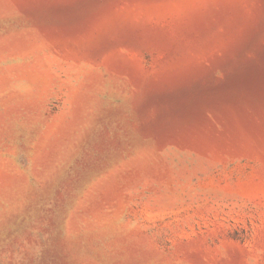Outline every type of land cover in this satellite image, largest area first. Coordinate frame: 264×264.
Returning a JSON list of instances; mask_svg holds the SVG:
<instances>
[{"label":"rangeland","instance_id":"rangeland-1","mask_svg":"<svg viewBox=\"0 0 264 264\" xmlns=\"http://www.w3.org/2000/svg\"><path fill=\"white\" fill-rule=\"evenodd\" d=\"M0 264H264V0H0Z\"/></svg>","mask_w":264,"mask_h":264}]
</instances>
